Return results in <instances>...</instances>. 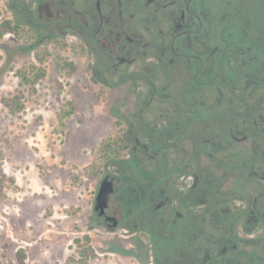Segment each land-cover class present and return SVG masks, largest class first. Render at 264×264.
Masks as SVG:
<instances>
[{
  "label": "rangeland",
  "instance_id": "obj_1",
  "mask_svg": "<svg viewBox=\"0 0 264 264\" xmlns=\"http://www.w3.org/2000/svg\"><path fill=\"white\" fill-rule=\"evenodd\" d=\"M48 1L0 0V26L6 20L19 26L16 33L0 36V264H66L72 257L78 259L77 253L87 244L84 237L89 238L87 245L92 250L89 264H154L148 227L135 228L147 223L154 190L131 187L135 184L131 178L138 180L133 167L152 175L160 188L168 179L165 173L187 161L197 173L209 170L214 178L221 176L228 166L241 164L247 154L258 151H254L251 138L241 139L245 128L253 131L264 151L260 129L248 124L258 118L257 110L264 105L263 88L258 91L257 87L264 86V77L258 72H248L250 76L244 73L243 64L250 63L244 58L245 48L230 50L236 56L230 57L220 72L222 105L212 113L209 106L214 105L217 93L205 87L197 94L204 106L195 105L198 112L193 116L186 103L191 97L186 91L188 73L172 74L169 79L167 71L150 59L152 78L141 68V59L120 65L107 49L95 45L91 52L85 43L96 31L93 23L88 30L60 26L53 36L52 19L38 13L40 2ZM120 1L125 20L137 14L134 23L143 42L148 40L143 20L153 18L155 7L144 8V0ZM195 1L197 11L192 8L191 12L203 16L204 28L211 22L217 36L214 39L222 32L227 37L232 32L230 24L244 21L254 3ZM76 4L83 8L85 2ZM87 4L92 5L90 1ZM138 7L139 13L135 12ZM154 16V36L159 35L158 30L167 34L170 20L161 12ZM247 32L260 36L253 27ZM214 43L222 49L219 41ZM147 53L158 54L157 50ZM64 64H71L73 71L63 70ZM39 68L44 76L36 79ZM228 79L237 86L233 100ZM150 85L155 86V94H151ZM232 111L239 124L236 140L227 135L224 124ZM189 117V124L199 118L209 120L188 126L193 139L187 133L174 134ZM169 120L173 126L170 131ZM218 133H225L224 139L210 138L208 144H201L203 137L214 138ZM136 135L140 146L135 145ZM104 142L118 144L119 154L109 157L99 151ZM212 145L219 147L214 158ZM238 171L221 177L225 190L243 180ZM175 178L173 173L170 180ZM142 180L151 183L147 178ZM235 207L242 204L236 202ZM105 210L109 217L117 213L115 219L108 217L114 223L107 222V227L98 220ZM259 230L258 226L251 237L240 230L239 234L254 241L261 234ZM236 250L254 260L261 257L259 245L237 244ZM228 255L227 250L220 251L222 258Z\"/></svg>",
  "mask_w": 264,
  "mask_h": 264
},
{
  "label": "flooded vegetation",
  "instance_id": "obj_2",
  "mask_svg": "<svg viewBox=\"0 0 264 264\" xmlns=\"http://www.w3.org/2000/svg\"><path fill=\"white\" fill-rule=\"evenodd\" d=\"M78 1L49 0L48 2H40L38 13L39 15H46L47 19H52L51 27L55 29L52 35H56L55 31L60 26H64L63 28L74 26L88 30L89 24L93 23L96 24V31L88 37V42L85 43L91 52L95 49L93 47L95 45L107 49L120 65L141 59V68L147 74L152 75V78L155 77L150 69L151 64L147 62L150 59H153L154 63L162 70L167 71L169 79L172 74L184 76L188 73L190 78L186 91L191 97L186 100V103L190 104L193 116L198 112L195 105L204 106L199 101L202 97L197 94L205 87L211 92L216 91L217 93V100L214 105L209 106V109H213L212 113H217L222 105L220 97L223 98V94L219 85L220 71L222 70L221 67H227V60L230 57L236 56L235 52L230 50L245 48L246 51L243 55L245 60L250 63L243 64L244 73L246 76H250L251 74H247L248 72H258L261 74V78L264 77V0H250L254 3L246 11V19L230 24L232 32L227 37L224 36L223 32L219 33V39H214L217 36H214V28L210 21H208L207 28H204L203 16L199 15L198 12L197 14L191 12L192 8L197 11V1L144 0V8H148L149 5L155 7V12L152 14L153 18L143 20L144 24L147 25H144L143 30L150 36L144 42L143 36L139 34V29L134 23L137 14H131L129 20L126 21L120 0H106L104 2L102 0H84L83 8L76 4ZM88 1L92 4L89 7H87ZM181 6L183 8H180ZM103 9L105 16L102 14ZM135 12L139 13V7ZM157 12H161L162 17L170 20L171 28L167 34L158 30L159 35L154 36L152 27L157 28V23H153L154 15ZM257 18L261 19V30L258 29ZM251 27L257 30L260 36H250L247 31ZM167 39L168 42H166ZM216 41H219L218 44L222 49L216 46L214 43ZM253 44L261 46L260 54L252 51ZM140 50L142 53L139 52ZM149 50H157L158 54L150 55L147 53ZM228 82L230 97L234 99L237 86L234 83L231 84L229 79ZM150 86L152 88L151 94H155V86ZM257 87L258 91L261 90L259 88H263L264 91V86L258 85ZM183 107L187 108V105H183ZM257 112L258 118L255 121L252 119L253 121L248 124H252L255 129H260L258 134L262 135L261 143L264 145V105ZM189 120L190 117L187 118L181 130L178 129L174 134L186 135L187 133L188 138L193 139L190 137L191 132L188 130V126L193 124L199 126L209 118H199L190 124ZM236 121V114L232 111L228 114L227 122H224L228 128L227 135L232 140L239 139L236 137V131L239 127ZM167 124L169 127L167 130H172L173 126H170L172 121H167ZM174 125L178 126V123L176 122ZM245 132L241 139L248 140L251 138L252 144L254 143L256 148L254 151H258L254 152L253 155L247 154L241 164L228 166L227 170L222 171L221 176L215 178L209 170H205L202 172L203 174L195 172V169L187 161L181 164L179 168L176 166L169 170V173L166 172L165 177L168 179H165L163 188H160L159 182L152 175L144 174L138 168L139 166L133 167L132 172H135L138 180L135 181L132 177L131 181L135 184L131 187H151L154 190L148 208L152 213L147 223L142 222L139 227H135L142 230L143 227H148L147 232L149 233L151 248H153L154 264H264V184H262V182L264 183V151L257 144L259 139H256L257 136L254 133H251L253 131L248 132L245 128ZM224 135L225 133H218L214 138L212 135L205 136L202 138L201 144H206L210 138L217 141L222 140ZM137 137L138 135L135 136V145L140 146L137 143ZM211 147V158H214L219 153V147L214 148L215 145ZM133 162L137 163V160ZM138 164H140L139 161ZM234 169H238V172L242 173L243 180L234 182L232 188L225 190L221 177L224 176V173ZM173 173H175L176 178L171 181L170 176ZM144 178L149 179L151 183L148 184L143 181ZM236 202L242 204V207H235ZM118 205L120 208L121 204ZM106 210L98 220L107 227L109 226L107 222H111V224L114 222L108 220L109 215ZM116 215L117 213L114 212V216L109 218L115 219ZM119 218L117 216V219ZM258 226L261 234L254 241L242 238L239 234L240 230L244 235L251 237ZM237 244L243 247L259 245L261 257H256L254 260L252 258L255 257L250 254L237 252ZM225 250L229 252V255L222 258L220 251L225 252Z\"/></svg>",
  "mask_w": 264,
  "mask_h": 264
},
{
  "label": "trees",
  "instance_id": "obj_3",
  "mask_svg": "<svg viewBox=\"0 0 264 264\" xmlns=\"http://www.w3.org/2000/svg\"><path fill=\"white\" fill-rule=\"evenodd\" d=\"M256 20H257L258 29L261 30V26H260L261 19L257 18ZM18 29H19V26L16 25L13 21L6 20L0 26V36H2L5 33H16ZM252 51L255 52L256 54H260L261 53V46L259 44H253L252 45ZM57 66H59V64H57ZM61 68L63 70L68 69L69 71H73L71 64H64L63 66H61ZM221 69H222L221 71H224V69H226V67H221ZM37 71H39V72L35 76L36 79H39L40 77L44 76V72L41 68H39V70H37ZM100 147H101V149L99 151H103L106 154V156L108 155L109 157L118 155L119 151H120L119 150L120 147L116 143L111 144L110 142H104L103 144H101ZM110 160H111V158H110ZM77 242H79V241H77ZM84 242L88 244L89 238L84 237ZM87 244H85V248L82 251L77 253L78 259H75L74 257H72L67 261L66 264H89L88 263V256L90 253H92V250H91V248H89V245H87Z\"/></svg>",
  "mask_w": 264,
  "mask_h": 264
}]
</instances>
